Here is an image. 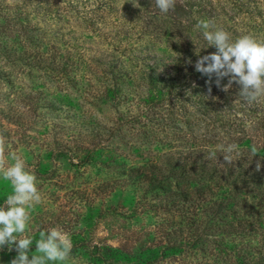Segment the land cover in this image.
Segmentation results:
<instances>
[{"label": "rangeland", "instance_id": "374dc122", "mask_svg": "<svg viewBox=\"0 0 264 264\" xmlns=\"http://www.w3.org/2000/svg\"><path fill=\"white\" fill-rule=\"evenodd\" d=\"M1 6L2 159L11 164L15 152L37 177L42 200L28 209L24 234L32 253L41 232L59 227L71 257L49 264L216 261L219 203L224 220L261 214L254 233L264 238V97L248 103L238 85L225 93L213 77L209 98L208 77L194 67L197 53L216 51L199 21L233 40H264V0H176L168 13L155 0ZM88 9L103 17L91 19ZM228 144L237 146L230 165ZM12 191L0 178V206ZM16 255L5 245L0 264Z\"/></svg>", "mask_w": 264, "mask_h": 264}, {"label": "clouds", "instance_id": "9594fccd", "mask_svg": "<svg viewBox=\"0 0 264 264\" xmlns=\"http://www.w3.org/2000/svg\"><path fill=\"white\" fill-rule=\"evenodd\" d=\"M161 13L174 9L176 0H155ZM197 27L202 29L203 37L216 51L208 55H199L195 61V70L208 77V97H211L213 77L215 85L228 93L233 84L239 86L238 96L248 103L257 102L264 97V40L252 34H244L233 40L230 34L216 27L211 21L201 20ZM188 63H192L191 60ZM227 78V83L223 81ZM235 144H228L224 149L223 159L232 164ZM255 156V146L252 149ZM4 140L0 138V178L10 181L13 191L0 206V248L5 245L17 255L11 264H49V262H65L71 257L72 242L70 237L59 227H52L41 232L35 243L24 235L30 221V212L34 204L41 202L42 194L37 186L36 175L26 167L24 159L15 152L10 153L11 164L2 159ZM215 153H210L209 157ZM264 166L257 162V171ZM30 253L32 255L30 256ZM73 264L75 262L73 261Z\"/></svg>", "mask_w": 264, "mask_h": 264}, {"label": "trees", "instance_id": "16d2710c", "mask_svg": "<svg viewBox=\"0 0 264 264\" xmlns=\"http://www.w3.org/2000/svg\"><path fill=\"white\" fill-rule=\"evenodd\" d=\"M0 8V12H3L2 6ZM97 10L100 11V14L104 15L105 2L101 4ZM85 12L87 15L90 14L89 16H91V19L103 17V15H98V13L96 14L95 10L88 9ZM162 79L168 83V77H162ZM153 82L158 84L157 79H154ZM189 168H201V170L206 175H209V177L212 176L210 169H208L207 165L205 164L199 165L193 163ZM236 184L237 180L233 181V185ZM214 204L216 205L215 202ZM224 206L225 205L223 203H219L218 207H221V210L218 208L214 215L222 221L221 225L215 224V226L221 229L220 234L224 235L219 237L217 235L213 242L215 248L220 250L216 253L218 259L216 261L207 260L201 264H264V238H259L261 235L258 236L256 233H254L258 227L263 225V221L261 219L262 215L259 213L255 215L254 211H249L250 215L246 217H235V219L233 218V220L230 221L224 220L222 216L225 214L221 212L223 209L222 207ZM234 209H232L230 212H232ZM192 223L194 224L195 221ZM231 235L237 236L239 239L237 240L238 244L234 243V241L228 240V237ZM206 241H209L206 236L201 237L200 243L203 244L202 250L206 248V246H204ZM192 246H196V243H194Z\"/></svg>", "mask_w": 264, "mask_h": 264}]
</instances>
